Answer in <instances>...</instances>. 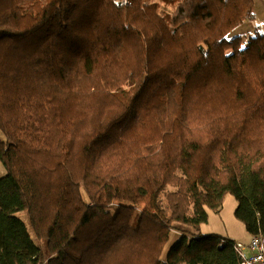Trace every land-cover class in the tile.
<instances>
[{"label":"trees","instance_id":"trees-1","mask_svg":"<svg viewBox=\"0 0 264 264\" xmlns=\"http://www.w3.org/2000/svg\"><path fill=\"white\" fill-rule=\"evenodd\" d=\"M157 3L0 0V264H239L226 194L264 235L254 0Z\"/></svg>","mask_w":264,"mask_h":264},{"label":"crops","instance_id":"crops-1","mask_svg":"<svg viewBox=\"0 0 264 264\" xmlns=\"http://www.w3.org/2000/svg\"><path fill=\"white\" fill-rule=\"evenodd\" d=\"M236 199L231 194H226L223 197L222 208L219 212L206 209L207 220L199 226L200 233L202 234H216L221 238L232 240L235 243L246 245L251 237L244 228L241 221L234 217V210L237 206ZM180 236V232L170 231L169 240L163 247L161 252V259L164 260L165 256L173 244ZM167 249V251L165 250Z\"/></svg>","mask_w":264,"mask_h":264},{"label":"rangeland","instance_id":"rangeland-1","mask_svg":"<svg viewBox=\"0 0 264 264\" xmlns=\"http://www.w3.org/2000/svg\"><path fill=\"white\" fill-rule=\"evenodd\" d=\"M116 1L123 2V3L126 2V0H116ZM151 1L158 2L157 4L160 5V9H162L163 11L167 13H171L178 0L173 3L166 2L163 0H151ZM252 13H254V19L244 20V22L241 25H238L237 27H235L233 30H231L228 33L227 38H232L234 36H240L241 39L243 40V46H244L248 38L254 36L255 33L264 34V0H254V7H253ZM2 174H4V168L2 164L0 163V175ZM174 189H175V186L167 185L164 188V190L160 193L159 198H158L159 207L163 208L167 213H168V207H166L167 203H166L165 193L169 190H174ZM19 213L27 225L28 222H27L26 214L23 212H19ZM191 214H192V211L189 212V215ZM28 229L30 231L31 238H33L34 236L29 226H28ZM165 250L167 251V249Z\"/></svg>","mask_w":264,"mask_h":264},{"label":"built area","instance_id":"built-area-1","mask_svg":"<svg viewBox=\"0 0 264 264\" xmlns=\"http://www.w3.org/2000/svg\"><path fill=\"white\" fill-rule=\"evenodd\" d=\"M246 245L241 243H234L239 264H264V235H251Z\"/></svg>","mask_w":264,"mask_h":264}]
</instances>
